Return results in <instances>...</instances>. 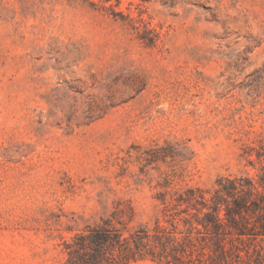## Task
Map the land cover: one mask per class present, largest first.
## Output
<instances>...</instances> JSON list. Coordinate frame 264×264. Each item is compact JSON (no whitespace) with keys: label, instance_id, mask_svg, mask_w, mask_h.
<instances>
[{"label":"rangeland","instance_id":"obj_1","mask_svg":"<svg viewBox=\"0 0 264 264\" xmlns=\"http://www.w3.org/2000/svg\"><path fill=\"white\" fill-rule=\"evenodd\" d=\"M256 153L264 0H0V264H65L113 212L150 230Z\"/></svg>","mask_w":264,"mask_h":264},{"label":"trees","instance_id":"obj_2","mask_svg":"<svg viewBox=\"0 0 264 264\" xmlns=\"http://www.w3.org/2000/svg\"><path fill=\"white\" fill-rule=\"evenodd\" d=\"M256 157L264 160V153ZM258 164L254 178L221 176L210 188L187 187L169 199L159 193L162 216L150 230L125 235L113 212L103 226L65 244V264H264V163Z\"/></svg>","mask_w":264,"mask_h":264}]
</instances>
